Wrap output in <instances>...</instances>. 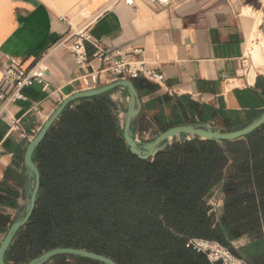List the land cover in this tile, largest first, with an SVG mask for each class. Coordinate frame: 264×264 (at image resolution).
<instances>
[{"label": "trees", "instance_id": "16d2710c", "mask_svg": "<svg viewBox=\"0 0 264 264\" xmlns=\"http://www.w3.org/2000/svg\"><path fill=\"white\" fill-rule=\"evenodd\" d=\"M144 84L135 82L138 92ZM192 109L201 121L198 107ZM34 161L41 190L7 254L9 264H27L57 248L87 250L118 264H210L186 247L193 238L217 241L250 264H264V254L232 246L247 236L257 252L264 247V126L233 142L175 141L142 161L125 144L112 103L98 97L68 108ZM220 184L224 206L217 219L207 198ZM12 222L0 226L3 235ZM51 264L100 263L58 257Z\"/></svg>", "mask_w": 264, "mask_h": 264}, {"label": "crops", "instance_id": "0c3cea01", "mask_svg": "<svg viewBox=\"0 0 264 264\" xmlns=\"http://www.w3.org/2000/svg\"><path fill=\"white\" fill-rule=\"evenodd\" d=\"M81 30L91 37L85 69L66 42ZM262 40L264 0H171L167 8L147 0H135L134 8L114 0H0V226L24 205L28 143L65 98L83 90L78 79L99 67L94 44L164 74L162 87L140 79L145 84L136 134L145 140L176 123L203 120L226 129L258 118L264 112V68L246 58ZM40 62L48 66V89L25 88L24 100L9 101L15 87L5 82L3 68L15 63L27 70ZM110 100L121 119L127 95L117 90ZM223 206L224 195L217 219ZM253 244L247 236L232 242L235 251L247 247L250 254H264V247L257 252Z\"/></svg>", "mask_w": 264, "mask_h": 264}, {"label": "water", "instance_id": "95a60500", "mask_svg": "<svg viewBox=\"0 0 264 264\" xmlns=\"http://www.w3.org/2000/svg\"><path fill=\"white\" fill-rule=\"evenodd\" d=\"M117 90L125 92L128 98V103L121 119L115 110L114 114L118 121V125L122 130V136L125 144L129 148L131 154L142 161L153 159L175 141L201 140L215 141L219 143L233 142L250 136L264 126L263 112L258 118L236 130H220L209 123L179 125L168 129L151 140L145 141L139 139L136 134V123L142 112V101L134 82L130 80H116L97 88L74 92L55 108L40 130L27 145L24 154V169L26 176L23 196L24 205L21 211L19 210L20 212L18 216L13 219V222L6 234L0 238V264H9L7 262V254L13 245L15 238L21 229L27 226L36 209L41 190V173L34 161V155L48 135L52 126L59 120L68 108L72 107V105L81 100L107 97V99L112 103L110 96ZM112 105L114 106L113 103ZM210 215H214V213L210 212ZM58 257L81 258L100 264H118L111 258L104 255L75 248H57L42 254L27 264H51L53 260Z\"/></svg>", "mask_w": 264, "mask_h": 264}, {"label": "built area", "instance_id": "2783aa9c", "mask_svg": "<svg viewBox=\"0 0 264 264\" xmlns=\"http://www.w3.org/2000/svg\"><path fill=\"white\" fill-rule=\"evenodd\" d=\"M161 8L171 5V0H147ZM123 2L127 6L134 8L135 0H114ZM66 42H71L70 52L78 67L85 69L91 64L86 44L91 42V37L85 31L74 32ZM96 52L93 59L99 62L98 68H92L89 73H85L78 79V83L83 90L97 88L104 84L116 80H130L136 82L144 79L150 83L163 86L165 76L162 72L150 67L144 61H137L122 52L108 53L97 44H94ZM136 54H142L137 50ZM5 82L15 87V92L9 99L11 102L24 100L23 90L35 85H39L43 90H47L49 82L47 80L48 66L40 62L27 70L21 69L13 63L2 70ZM18 125V122L14 123ZM23 138H27L22 133ZM187 248L204 255L210 264H250L244 258L234 255L228 248L217 241L193 238L187 242Z\"/></svg>", "mask_w": 264, "mask_h": 264}, {"label": "rangeland", "instance_id": "374dc122", "mask_svg": "<svg viewBox=\"0 0 264 264\" xmlns=\"http://www.w3.org/2000/svg\"><path fill=\"white\" fill-rule=\"evenodd\" d=\"M251 47V46H250ZM253 47V46H252ZM254 51V50H253ZM252 52V49H250V53ZM252 55H249L247 58H246V61H248V64L250 65L251 64V57ZM217 129H220V130H225L223 128H220L218 126H216ZM141 137V136H140ZM140 139V138H139ZM144 140V139H143ZM148 140H151V136H145V141H148ZM222 190V184L216 186L210 193V195L208 196L207 198V203H208V206H209V209H210V212H213L215 216H219L220 215V211H221V207H222V202H223V192L221 191ZM23 208V207H22ZM21 208V209H22ZM21 211V210H20ZM16 212L14 218L16 216H18L19 212ZM240 246L237 244H235V248H239Z\"/></svg>", "mask_w": 264, "mask_h": 264}, {"label": "bare ground", "instance_id": "6f19581e", "mask_svg": "<svg viewBox=\"0 0 264 264\" xmlns=\"http://www.w3.org/2000/svg\"><path fill=\"white\" fill-rule=\"evenodd\" d=\"M250 49H252L250 55H252L253 64L258 68H264V41L251 45Z\"/></svg>", "mask_w": 264, "mask_h": 264}]
</instances>
